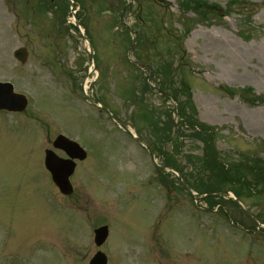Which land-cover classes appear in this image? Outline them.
Instances as JSON below:
<instances>
[{
	"label": "rangeland",
	"instance_id": "rangeland-1",
	"mask_svg": "<svg viewBox=\"0 0 264 264\" xmlns=\"http://www.w3.org/2000/svg\"><path fill=\"white\" fill-rule=\"evenodd\" d=\"M0 80L29 98L22 113L0 112V264H89L99 250L107 264H264V100L250 99H264V0H0ZM84 91L158 163L211 175L246 210L190 195ZM185 96L214 135L180 125ZM59 133L87 150L69 195L44 163L47 148L66 156Z\"/></svg>",
	"mask_w": 264,
	"mask_h": 264
},
{
	"label": "water",
	"instance_id": "water-1",
	"mask_svg": "<svg viewBox=\"0 0 264 264\" xmlns=\"http://www.w3.org/2000/svg\"><path fill=\"white\" fill-rule=\"evenodd\" d=\"M89 45H90L91 55H92V58L94 60L93 46L90 43V41H89ZM14 55L19 60H21L22 62H25L27 57H28V50L26 48H23V47L18 48L14 52ZM85 96L91 98L92 100L97 101L101 105V107L103 109H105L108 112V114L115 121L120 123V125H122L125 129L130 131L129 127L124 122L117 119L111 113V111L109 110V108L106 104L97 100L94 97L89 96L86 92H85ZM18 102H22V105L18 106L16 104ZM26 104H27L26 97L24 95H20V94L15 93L12 90V85L10 83L0 82V108H10V109L22 108L23 109V108H25ZM133 136L137 140H142L148 145L150 153L154 159V149L152 148L150 143L146 139L140 138L134 134H133ZM55 144H56V146H59V147L65 149L71 157H68L66 159L62 158V157L58 156L53 150L48 149V150H46L45 164H46V167L51 171L53 180L59 186L60 190L63 193L67 194L72 190V185L69 181V176L73 173L74 168H75V164H76L73 159L74 158H79V159L85 158L86 152L81 147H79V145L77 143L66 139L62 135H60L59 138L55 141ZM154 161H155V159H154ZM169 168L174 170L178 174V176L181 179L185 189L189 193L192 194V191L190 190V188L186 184L184 178L182 177V174L173 167H169ZM235 200L237 201V199H235ZM107 235H108V226L107 225H104V226H101V227L95 229V242H96V244L101 245L105 241ZM106 263H107V256L102 251H98L93 256V258L90 260L89 264H106Z\"/></svg>",
	"mask_w": 264,
	"mask_h": 264
},
{
	"label": "trees",
	"instance_id": "trees-1",
	"mask_svg": "<svg viewBox=\"0 0 264 264\" xmlns=\"http://www.w3.org/2000/svg\"><path fill=\"white\" fill-rule=\"evenodd\" d=\"M190 94V93H189ZM242 97H245V95H242ZM245 98H248V97H245ZM251 99V101L254 103L255 101H257V102H259V101H263L264 99L262 98V97H260V96H256V97H254V98H250ZM177 100H178V110H179V116H181L182 117V119L183 120H180V125L181 126H183V123L186 121V119L187 120H189L190 121V123L189 124H192V125H194V124H199L200 125V127L203 129V130H200L201 132H208L209 133V131L210 130H212L213 129V127H211L210 125H207V124H205V123H203V122H198L195 118H196V115H195V113H193V108H194V106H193V104H192V101H191V99H190V96H185V100H180L179 98H177ZM189 106H191V108L189 107ZM188 113H191L190 115H187ZM166 115H167V120L166 121H164V122H169L171 125H174V118L171 116V112H167L166 113ZM153 124L155 125V126H157L160 130H163V129H165L164 127L165 126H161L160 125V122L159 121H155V120H153ZM167 126V125H166ZM156 127V128H157ZM175 131H176V137L178 138V136L179 135H181V130L180 129H175ZM198 131V130H197ZM175 141L177 142L178 140H176V138H175ZM182 143V141H178L177 142V144H176V147L177 146H180L181 147V144ZM207 143V142H206ZM208 143H210V141L208 142ZM206 154L203 156V158H204V160H205V162H206V166H204L205 168H208L210 165H212V163H214L215 162V160L212 158V156H211V153L210 152H208V149H206V152H205ZM188 162L189 163H194V161H193V159H191V157H189L188 156ZM166 163H168V164H171V165H174L175 167H177L178 169H180L182 172H183V174H184V176H185V178H186V180H187V182H188V184L191 186V187H193V188H197L199 191L201 190V191H204V192H208V191H212V190H220V189H218V186H217V188H214L215 186H212V182H213V179H211V175H208L207 174V169H205V173L204 174H207V175H204V177H202V178H207L208 180L205 182V181H203L202 179H198V178H196L194 175H193V173H192V170H190L189 171V173H187L186 171L184 172V170L182 169V166H180L179 164H177L176 163V161H174V160H172V159H168L167 161H166ZM216 163V162H215ZM225 167V166H224ZM220 177H226V178H228L227 177V175H226V173H225V171H224V173H222L221 175H220ZM218 179H220V178H218ZM215 180V179H214ZM235 181H237L238 182V185H241V184H243V182H240V180H235ZM217 182H218V184H219V181L217 180ZM216 182V183H217ZM200 191V192H201ZM221 191V190H220ZM203 192V193H204ZM216 196H220V197H222L221 195H216Z\"/></svg>",
	"mask_w": 264,
	"mask_h": 264
},
{
	"label": "flooded vegetation",
	"instance_id": "flooded-vegetation-1",
	"mask_svg": "<svg viewBox=\"0 0 264 264\" xmlns=\"http://www.w3.org/2000/svg\"><path fill=\"white\" fill-rule=\"evenodd\" d=\"M6 113L5 114H11V112L10 111H5ZM16 113V112H15Z\"/></svg>",
	"mask_w": 264,
	"mask_h": 264
},
{
	"label": "bare ground",
	"instance_id": "bare-ground-1",
	"mask_svg": "<svg viewBox=\"0 0 264 264\" xmlns=\"http://www.w3.org/2000/svg\"><path fill=\"white\" fill-rule=\"evenodd\" d=\"M85 87H87V85Z\"/></svg>",
	"mask_w": 264,
	"mask_h": 264
}]
</instances>
